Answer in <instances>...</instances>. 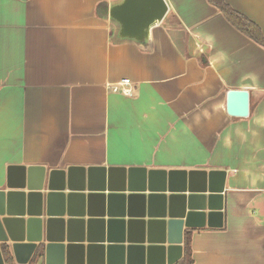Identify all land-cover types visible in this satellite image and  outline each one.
<instances>
[{
	"label": "crops",
	"instance_id": "0c3cea01",
	"mask_svg": "<svg viewBox=\"0 0 264 264\" xmlns=\"http://www.w3.org/2000/svg\"><path fill=\"white\" fill-rule=\"evenodd\" d=\"M111 1L0 0V187L9 165L225 170L223 225L185 229L182 256L264 264V45L210 0H166L145 50L114 44ZM223 1L264 36V0ZM123 78L131 96L108 87Z\"/></svg>",
	"mask_w": 264,
	"mask_h": 264
},
{
	"label": "water",
	"instance_id": "95a60500",
	"mask_svg": "<svg viewBox=\"0 0 264 264\" xmlns=\"http://www.w3.org/2000/svg\"><path fill=\"white\" fill-rule=\"evenodd\" d=\"M100 7L112 42L142 50L169 9L166 0ZM226 112L246 117L249 91L229 89ZM225 178L218 169L9 165L0 187V264L4 247L17 264L37 250L44 264H175L185 229L222 227Z\"/></svg>",
	"mask_w": 264,
	"mask_h": 264
},
{
	"label": "trees",
	"instance_id": "16d2710c",
	"mask_svg": "<svg viewBox=\"0 0 264 264\" xmlns=\"http://www.w3.org/2000/svg\"><path fill=\"white\" fill-rule=\"evenodd\" d=\"M210 1L214 2L218 6V8L225 15V17L239 31L249 36L255 42L264 45V36L262 35V32L260 28L258 27V25H256L254 22L244 17L240 13L230 9L229 6L224 3L223 0H210ZM2 253H3L4 261L6 264H14L11 254L5 247L2 249ZM41 254H42L41 250H37L32 256L28 264H38V259L40 258ZM191 261H192L191 255L188 249L186 248L182 258L179 261H177L175 264H190Z\"/></svg>",
	"mask_w": 264,
	"mask_h": 264
},
{
	"label": "built area",
	"instance_id": "2783aa9c",
	"mask_svg": "<svg viewBox=\"0 0 264 264\" xmlns=\"http://www.w3.org/2000/svg\"><path fill=\"white\" fill-rule=\"evenodd\" d=\"M113 92H118L124 95H132V85L129 78H123L120 81L114 82L108 86Z\"/></svg>",
	"mask_w": 264,
	"mask_h": 264
}]
</instances>
